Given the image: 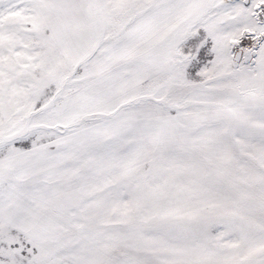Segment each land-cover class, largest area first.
<instances>
[{"label":"snow or ice","instance_id":"6c2138e0","mask_svg":"<svg viewBox=\"0 0 264 264\" xmlns=\"http://www.w3.org/2000/svg\"><path fill=\"white\" fill-rule=\"evenodd\" d=\"M0 264H264V0H0Z\"/></svg>","mask_w":264,"mask_h":264}]
</instances>
